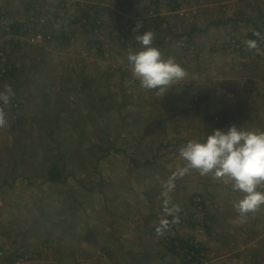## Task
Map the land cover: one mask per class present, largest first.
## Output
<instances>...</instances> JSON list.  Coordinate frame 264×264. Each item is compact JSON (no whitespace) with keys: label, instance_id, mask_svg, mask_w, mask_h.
<instances>
[{"label":"rangeland","instance_id":"374dc122","mask_svg":"<svg viewBox=\"0 0 264 264\" xmlns=\"http://www.w3.org/2000/svg\"><path fill=\"white\" fill-rule=\"evenodd\" d=\"M137 25L185 69L165 96L128 64ZM0 59L1 260L264 264V223L238 211L230 180L174 176L179 149L217 108L244 118L252 107L264 122V106L234 110L235 99L230 116L225 101L257 73L264 82V0H0ZM52 162L59 182L47 180ZM168 220L177 226L159 227ZM174 236L200 253H171Z\"/></svg>","mask_w":264,"mask_h":264},{"label":"clouds","instance_id":"9594fccd","mask_svg":"<svg viewBox=\"0 0 264 264\" xmlns=\"http://www.w3.org/2000/svg\"><path fill=\"white\" fill-rule=\"evenodd\" d=\"M139 28L137 25L135 39L140 47L128 51V64L144 89L165 96L174 82L185 77V69L174 57L165 58L153 46L152 31L139 33ZM247 43L249 48L256 47L255 40ZM3 122L0 116V124ZM179 156L185 167L174 176L196 170L216 179L227 178L233 190L243 194L236 205L242 215L264 205V191L259 190L264 185V131L248 130L236 124L226 129L215 128L202 139L189 140L179 149Z\"/></svg>","mask_w":264,"mask_h":264},{"label":"crops","instance_id":"0c3cea01","mask_svg":"<svg viewBox=\"0 0 264 264\" xmlns=\"http://www.w3.org/2000/svg\"><path fill=\"white\" fill-rule=\"evenodd\" d=\"M230 22V20H227L226 23L228 24ZM217 26V24L215 25ZM263 69V68H261ZM259 74V73H257ZM255 74L253 79L254 81L251 80L250 83H247V87L248 89L247 90V93L245 91V89H243L242 91L240 92H237L236 90L232 91L231 93H228V95H225V101L226 102H230L228 103V108L226 109L228 115H230V113L228 112V110L232 107V103L235 99H237V104L235 105V109H237V106L239 104H241L242 102L244 103L245 105V101H249L250 102V105L251 106H257L259 104L262 105V107L264 106V82L261 81L262 78L260 77H263L262 75H257ZM257 75V76H256ZM256 76V77H255ZM200 85V84H199ZM206 86H204L201 90L202 93H206L208 91H206ZM238 89V88H236ZM232 90V89H230ZM206 91V92H205ZM224 94V92L222 93ZM249 104L246 103V106H248ZM249 105V106H250ZM222 107V106H220ZM252 111H255L256 113H253V114H250L247 115L246 117L244 116V118H227L224 117L225 115V112H223L224 110H221V108H217V110L215 111V113H217L221 118H211L210 116H208L206 118V116L204 118H202V122H201V127L197 128V129H194L198 132V138L200 136L199 139H202L204 136H206L208 133H210L213 129L215 128H224L226 129L229 125L231 124H236V125H240L242 128L244 129H248V130H258V131H264V122L262 123V120L263 118H257V116L259 115V112L258 110H254L252 107H251ZM250 115H255V118H249ZM231 116V115H230ZM210 117V118H209ZM250 125V126H248ZM205 126V127H204ZM248 126V127H247ZM226 186L227 188L230 186V184L226 183L224 181V184H221L219 182V184L217 186ZM260 188H264V185H261ZM153 191V190H152ZM262 191V190H261ZM226 197H229L228 195H226ZM242 197H240L241 199ZM156 199H158V197L156 195H151L150 198H149V201L150 202H155ZM228 199V198H227ZM230 203H234V199H233V196L230 197ZM256 212V218L258 220H260V222L264 223V205H261L259 208H257L255 210ZM248 214V213H247ZM230 219V218H228ZM163 223H160L159 227H164L165 229H168L167 226H161ZM228 225H230L228 223ZM241 224H235V227H238L239 226V229H240V233H243L242 230L243 229H247L246 228H243L242 227V230H241ZM157 227V226H156ZM131 231H133L131 229ZM229 233L231 234H234L235 232L229 230ZM239 233V234H240ZM10 236L6 235V234H0V241L3 242V243H9V238ZM0 242V252L1 251H4V244ZM13 260H1L0 258V264H15L13 262H11ZM258 264H260L258 262Z\"/></svg>","mask_w":264,"mask_h":264},{"label":"trees","instance_id":"16d2710c","mask_svg":"<svg viewBox=\"0 0 264 264\" xmlns=\"http://www.w3.org/2000/svg\"><path fill=\"white\" fill-rule=\"evenodd\" d=\"M13 28H18V27H17V25H13ZM51 167L52 168L49 169L50 173H49V175L47 177L48 178L47 180L50 181V182H53V183L54 182H59L60 179H62V177L64 176L63 173H62L63 171L60 169L59 165L56 162H54V163L52 162L51 163ZM149 198H150V196H149ZM177 223L178 222H176V220H174V221L168 220L165 226H167L170 229H172L175 226H177ZM170 242L171 243H170V247H169L170 250L169 251L171 253H175V254L179 255V253H181L182 250H186L187 251V256H189V257L195 251H196V253H200V251L198 249H197L198 251L196 250V248H195L196 247L195 246L196 243H194L192 241V239L184 240L180 236H174V238L170 239ZM176 242L178 243V246H179L178 249H180V251L177 252V253L175 252V250L177 249L176 248V246H177ZM197 245L199 246L200 244L197 243ZM190 261H192V259ZM11 262L15 263L16 261L13 260ZM184 264H187V262H184Z\"/></svg>","mask_w":264,"mask_h":264},{"label":"built area","instance_id":"2783aa9c","mask_svg":"<svg viewBox=\"0 0 264 264\" xmlns=\"http://www.w3.org/2000/svg\"><path fill=\"white\" fill-rule=\"evenodd\" d=\"M33 39L36 40V41H41V42L44 41L43 35H36V36L33 37ZM1 55H2V54H1ZM0 60H2V59H0ZM5 73H6V70H5L4 68H2V69L0 70V79L3 78V76L5 75ZM3 108H4V103H3V101L1 100V101H0V114L3 112Z\"/></svg>","mask_w":264,"mask_h":264}]
</instances>
